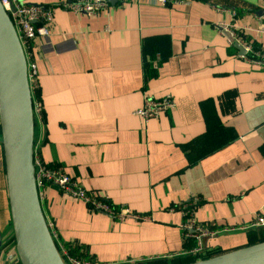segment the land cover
Instances as JSON below:
<instances>
[{
	"label": "crops",
	"instance_id": "1",
	"mask_svg": "<svg viewBox=\"0 0 264 264\" xmlns=\"http://www.w3.org/2000/svg\"><path fill=\"white\" fill-rule=\"evenodd\" d=\"M221 23L264 54V0H110L93 15L55 7L31 55L43 106L34 147L85 188L148 215L120 220L48 184L43 210L64 243L103 264H180L264 240L255 224L264 216V60L246 57ZM167 94L175 106L144 121L145 98ZM194 198L197 218L218 229L200 255L181 226L180 207ZM0 231V264H22L1 143Z\"/></svg>",
	"mask_w": 264,
	"mask_h": 264
},
{
	"label": "water",
	"instance_id": "2",
	"mask_svg": "<svg viewBox=\"0 0 264 264\" xmlns=\"http://www.w3.org/2000/svg\"><path fill=\"white\" fill-rule=\"evenodd\" d=\"M228 33L245 53L243 44ZM0 124L12 223L20 260L22 264H67L51 233L36 180L34 97L28 76V59L1 0ZM180 264H264V240Z\"/></svg>",
	"mask_w": 264,
	"mask_h": 264
},
{
	"label": "built area",
	"instance_id": "3",
	"mask_svg": "<svg viewBox=\"0 0 264 264\" xmlns=\"http://www.w3.org/2000/svg\"><path fill=\"white\" fill-rule=\"evenodd\" d=\"M2 4L11 17L21 43L25 49L28 59V76L31 87L37 81V65L31 60L33 43L37 37L49 35L51 33V23L54 17L56 6L70 9L78 13H87L93 15L107 6L110 0H59L57 4L45 2H27L24 0H1ZM125 1V0H118ZM163 4L170 3L174 0H160ZM221 31H229L238 39L247 53L249 59L259 58L264 60V54L256 51L253 44L243 39V37L225 23L220 24ZM244 53V54H245ZM175 99L171 94L156 98L148 96L145 98L143 106L137 112L144 121L159 116L163 111L169 110L175 106ZM34 113L43 114V106L40 100L34 99ZM1 143V138H0ZM34 163L36 166V180L41 194V190L48 184L57 185L60 190L73 197L83 199L87 205L100 212H105L117 219L124 220L134 218L137 220L146 219L148 215L131 209L126 203L116 205L99 190H89L85 188L75 177L68 174L61 167L54 166L45 162L39 152L34 147ZM198 198H194L188 203L182 205L184 220L181 224L183 237L187 240H193L195 244L190 246L189 251L193 254L200 255L205 250V238L217 233L218 229L212 224L200 221L196 214ZM51 233L56 241L58 249L67 264H103L94 257L83 255L72 246L64 243L54 227V222L47 220ZM255 224L264 225V216L258 214Z\"/></svg>",
	"mask_w": 264,
	"mask_h": 264
},
{
	"label": "trees",
	"instance_id": "4",
	"mask_svg": "<svg viewBox=\"0 0 264 264\" xmlns=\"http://www.w3.org/2000/svg\"><path fill=\"white\" fill-rule=\"evenodd\" d=\"M36 84H37V81L35 82V84L33 85V87H32V92H33V97H34V99L35 100H39L38 99V96L36 95L37 93H35V90H36ZM0 138H2V136H0ZM2 144V143H1ZM49 164V163H48ZM52 165H54V166H57V167H61L60 165H57V164H52ZM16 242V241H15ZM208 256V254H204L203 255V257H207ZM192 260H195V258L193 259H191V261ZM149 261H154V262H159V264H173V262H171V261H167L166 259H153V260H148V261H140V262H135V263H139V264H146L147 262H149ZM135 263H124V264H135Z\"/></svg>",
	"mask_w": 264,
	"mask_h": 264
},
{
	"label": "rangeland",
	"instance_id": "5",
	"mask_svg": "<svg viewBox=\"0 0 264 264\" xmlns=\"http://www.w3.org/2000/svg\"><path fill=\"white\" fill-rule=\"evenodd\" d=\"M135 264H139V263H135ZM146 264H159V262L157 263V262H154V261H149V262H147ZM174 264V263H173Z\"/></svg>",
	"mask_w": 264,
	"mask_h": 264
}]
</instances>
